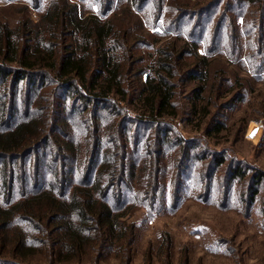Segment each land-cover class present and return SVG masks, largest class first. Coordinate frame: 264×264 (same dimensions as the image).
Masks as SVG:
<instances>
[{
    "label": "rangeland",
    "instance_id": "obj_1",
    "mask_svg": "<svg viewBox=\"0 0 264 264\" xmlns=\"http://www.w3.org/2000/svg\"><path fill=\"white\" fill-rule=\"evenodd\" d=\"M64 1L0 0V23L17 27L23 20L36 22L47 9L54 5L62 6ZM68 2H77L84 17L99 15L108 9L106 16L112 17L111 20L119 27L112 45L117 60L123 66V85L127 94L125 101H119L122 116L117 113V121L137 114L140 106L138 94L147 74L154 76L157 68L164 70L158 66V60L163 59L167 62L164 67L171 68L177 115L165 116L162 120V124L171 131L170 148L166 147L161 162L166 174L167 195L173 186L170 181L181 166L188 170L185 181L189 185L192 177H204L203 173L214 164L212 159L216 154L226 160L214 175L208 199L198 195L199 190L190 184L188 191L183 187L178 208H164L150 215L145 206L136 203L126 205L122 208L126 212L122 218L126 223L121 219L116 225L117 236L125 229L121 240H112L104 248L95 240V247H82V256L71 260H80L76 264H264V179L255 200L249 194L253 173H264V0ZM140 5L143 9L138 8ZM120 29H123L124 39ZM113 38L110 43H113ZM195 67L197 79L193 80L189 77V70ZM205 72L206 77L203 76ZM37 84L30 90L32 95L38 91ZM199 86L205 88L200 98L196 99L195 92ZM52 87L53 84L44 89ZM20 91L23 96L22 100L19 96V105L25 100L26 88ZM68 95L65 90H60L58 101L62 103V113L59 118L72 119L83 128L87 124L92 127L90 114L83 119L84 122L81 121L79 112L82 106L77 103L74 109L72 101L66 100ZM21 119L20 112L16 121ZM102 121L101 115L97 123L103 136L106 130ZM220 123L223 125L221 129L218 128ZM55 133L61 134L58 129ZM88 135H82L80 139L85 140ZM155 135V129L149 131L145 135L149 137L147 143L153 141ZM185 149L190 150L191 155H197L199 163L194 159L190 162L182 160L181 166L176 161L174 167L176 158L183 155ZM40 151L44 153L40 168L41 176H44L48 157L56 153L54 142ZM28 158L32 163L33 155ZM25 166L30 169L28 164ZM139 166L133 161L130 171L135 168L138 174ZM151 166L148 165L143 175L147 172L151 174ZM236 166L243 171V178L232 180L228 188L231 169ZM32 169L26 170L29 176L27 190ZM143 177V183L138 186L142 190L147 188L149 181L148 175ZM204 181L202 179L199 185L203 186ZM129 184L138 185L132 178ZM139 199L141 201L142 198ZM38 229L30 228L32 242L38 240L33 244L44 250L37 253L39 258L33 259L39 260L33 262L44 264L51 251L59 250L60 246L50 243L52 236L49 241ZM6 230L13 228L9 226ZM94 230L90 232L92 239L98 237V231ZM53 236L56 239L59 237L55 232ZM6 247L10 248V243L7 242Z\"/></svg>",
    "mask_w": 264,
    "mask_h": 264
},
{
    "label": "trees",
    "instance_id": "obj_2",
    "mask_svg": "<svg viewBox=\"0 0 264 264\" xmlns=\"http://www.w3.org/2000/svg\"><path fill=\"white\" fill-rule=\"evenodd\" d=\"M138 8L143 9V5ZM107 11L84 17L77 2L65 0L62 6L47 9L36 22L23 20L17 27L0 23V264H41L33 262L39 260L33 259L39 258L37 253L44 250L33 244L38 240L32 242L30 228L37 227L49 241L52 236L50 243L60 246L59 250L51 251L44 264L80 263L71 259L82 256V247H95L93 241L98 240L104 248L112 240H121L125 229L117 236L116 225L126 214L124 206L131 203L145 206L150 215L164 208H178L182 189L185 187L188 191L190 184L199 190L198 195L208 199L214 175L226 162L223 156L216 154L212 159L214 164L203 173L204 177H192L188 185L185 181L188 170L182 168L181 161L194 159L199 163L197 155H191L190 146L189 151L185 149L175 160L174 167L177 161L181 170L178 168L170 181L173 186L167 195L166 174L161 162L166 147L170 148L171 131L162 120L165 116L177 115L173 103V72L168 66L164 67L167 62L158 60V66L164 70L157 68L154 76L147 74L138 94L137 114L117 121V113L122 116L119 101L126 100L127 92L123 85V66L112 45L119 27L112 17L106 16ZM120 31L124 39L123 29ZM112 38L113 43H110ZM202 58L207 65L205 57ZM196 72V67L189 70V77L196 80ZM206 75L205 72L203 76ZM36 84L38 91L32 95L30 90ZM51 84L52 88L44 89ZM24 87L25 100L19 105V96L21 100L23 96L20 90ZM204 88L196 89V99ZM60 90L69 93L66 100L72 101L74 109L81 104V121L90 114L92 127L87 124L83 128L72 119L59 118L62 113V103L58 101ZM34 97L37 98L33 100ZM102 111L104 113H99ZM20 112L22 119L16 121ZM101 115L106 130L103 136L97 123ZM218 126L221 129L223 125ZM56 129L60 135H56ZM153 129L155 139L147 143L149 137L145 135ZM86 134L89 135L85 140L80 139ZM52 141L56 153L48 157L46 174L41 176L44 153L40 149H46ZM31 155L32 163L28 158ZM133 161L140 165L138 174L135 168L130 171ZM25 164L33 168L29 190L26 170L30 169H26ZM150 164L151 174L143 175ZM146 175L147 188L139 189ZM242 175L239 166L231 169L228 188L232 180L242 179ZM263 177V172L253 173L249 193L252 200L259 193ZM131 178L138 185L131 186ZM202 179L205 180L203 186L199 185ZM191 194L196 195L194 191ZM9 226L13 230H6ZM93 228L98 231L94 239L90 234ZM53 232L58 234L57 239ZM7 242L10 243L8 249V246L5 248Z\"/></svg>",
    "mask_w": 264,
    "mask_h": 264
}]
</instances>
